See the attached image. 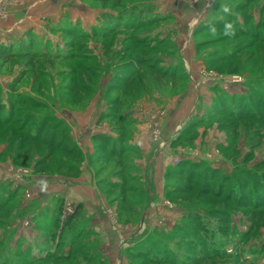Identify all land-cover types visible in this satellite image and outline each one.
Returning a JSON list of instances; mask_svg holds the SVG:
<instances>
[{"label": "rangeland", "instance_id": "obj_1", "mask_svg": "<svg viewBox=\"0 0 264 264\" xmlns=\"http://www.w3.org/2000/svg\"><path fill=\"white\" fill-rule=\"evenodd\" d=\"M119 1L120 8L112 3L105 7L103 0H0V49L29 32L39 44L36 58L0 60L3 104L8 108L9 98L21 101L14 122L0 126V264L67 257L81 229L89 233L88 243L101 249L119 247V240L125 242L124 248L130 245L126 255L131 261V255L139 251L146 263L264 264V0ZM134 6L149 9L148 14L157 18L154 25L138 33L125 30L113 46L95 38L109 30L103 23L105 14L118 19L120 12ZM22 11L30 12L25 22L17 21ZM65 28H79L93 37L77 45L78 56L74 54L73 60L64 58L71 42L60 32ZM199 40L203 43L197 45ZM108 49L113 52L107 58ZM132 50V54L124 53ZM91 52L101 62L107 59L110 68L100 65L90 67L87 74L78 72L98 65L89 57ZM143 55L149 61L159 58L156 63L171 68L181 64V57L192 86L176 96L155 92L142 111L150 97L138 101L132 115L122 110L128 124L136 122L130 137V132L120 131V115L112 103L104 100V104L101 98L104 90L117 83V73L122 78L135 72V58ZM208 56L226 60L231 70L227 72L223 65V71L207 69ZM93 69L101 71V90L89 105L59 106L57 99L73 92L77 82L86 85L87 76L92 85L97 82ZM149 121L156 123L145 124ZM65 127L66 141L69 136L79 140L85 157L86 147L93 146L90 140L99 134L122 141L117 152L124 155V161L104 166L94 158L96 149L91 151L84 181L91 186L92 196L103 203L96 219L85 210L84 223L74 232H62L59 227L65 215L80 205L72 197L75 186L69 181L76 177L56 174L50 163L58 154ZM165 130H169L168 138L177 139L188 130L193 134L176 147L168 144L175 150L167 153L173 170L165 180L163 197L161 184L156 189L162 197L158 204L150 207L149 201H142L140 216L125 223L118 211L121 197L130 202L125 191L131 180L116 177L122 168L118 164L136 166L138 170L131 174L145 181L138 167L144 155L132 142L136 136L137 142L157 148L165 143ZM155 135L158 141L152 140ZM112 184L117 185L114 191H110ZM124 186L125 191L120 188ZM166 186H170L168 197ZM82 187L87 192V185ZM144 216L147 223L139 230ZM130 223L134 228H129ZM53 226L57 229L52 230ZM135 228L138 231L131 237Z\"/></svg>", "mask_w": 264, "mask_h": 264}, {"label": "trees", "instance_id": "obj_2", "mask_svg": "<svg viewBox=\"0 0 264 264\" xmlns=\"http://www.w3.org/2000/svg\"><path fill=\"white\" fill-rule=\"evenodd\" d=\"M105 7L108 6L109 3H112L115 7L120 8L121 2L119 0H103ZM220 5V4H219ZM220 6L217 7L218 8ZM137 7H132V9L128 10L127 12H120L121 16L118 19H115V17L112 16V14H105L103 23L107 24L109 27V30L104 33H98L95 34V38H97L98 41L102 40L104 46H113L115 41H118L119 35L122 32H125V30H128L133 33H138L143 29H146L150 26H153L152 23L157 18L155 16H151V14H148L150 11L149 9L142 8L140 10L136 9ZM148 11V12H147ZM152 11V10H151ZM198 30V29H197ZM60 32H64L66 34V37L71 40V42H67L68 50L66 54L68 55L66 58L67 60H73L70 58H74L73 55H77L74 53V50L76 49L77 45L79 43L81 44H87L90 40H92V35L88 34L84 30H79V28H65L63 30H60ZM207 33V31H204ZM201 34H197L196 37H200ZM141 42V41H139ZM142 43V42H141ZM140 43V44H141ZM201 40L197 42V45L201 44ZM38 39L37 36H35L32 32H29L26 36H24L22 39H19L14 45H8L6 47H2L0 49V60H3L4 62H10L13 60H24V59H33L37 57V54L34 52L36 50L35 47H37ZM3 50V51H2ZM134 50L130 51L129 53L124 52L125 54H132ZM113 51L107 50V53L104 54V56H108L112 54ZM92 54H89V57L94 59L95 64H98L97 66L94 64H91V66H88L87 70H80L78 69V72H84L85 74L88 73V69L90 67L98 68L100 65L104 68H110L109 63L107 62V59L105 61L102 60L99 61L96 57L99 55H96L95 52H91ZM116 54V53H115ZM201 57V56H198ZM77 58V57H76ZM81 59V58H80ZM136 60V69L135 72L133 71L130 74H125L122 78H119L122 74H118L115 77V81H117L116 84L111 85L108 87L105 92H103V97L101 98L102 101H109L112 103L111 107H113L115 110L114 112L117 113L120 116H118L119 119V125L121 126V130L123 134L130 132V137L133 133V128L136 124L134 122L133 124H128L129 120L128 118H125L122 116V110H125L126 112H131V108H134V105L138 102L143 100L145 97L153 96L155 92H163L162 94H168L169 96H176L178 94H181L185 91H189L192 86V79L184 74L185 70L187 71L185 65L181 61V57L178 59L180 60V65L174 66V68H171L170 65H164L160 62L156 63L155 61H158L159 58H155L154 60L149 61L144 55L141 57L135 58ZM75 60V59H74ZM91 60V59H88ZM129 64V62L127 63ZM124 64V65H127ZM227 61H222L217 58H214L213 56H208L205 59V65L206 68L209 70H221L223 71V66L228 67L227 72L231 70V65H226ZM223 65V66H222ZM128 67V66H125ZM96 76L94 77V82L97 80L95 84H91L90 77H86L87 84L78 86L77 82L75 84V87L73 88V92L69 94H64L61 97L57 99V102L59 103V106L62 108L71 107L73 109H77L79 107L84 108L85 106H88L91 100H93L101 90V87L98 85L100 70H95ZM129 73V72H128ZM85 87H89L90 89H86ZM113 92V93H112ZM199 99V98H198ZM3 95H2V89L0 88V126H10L14 122L15 114H16V107L21 103L19 100H13V98H9V101H7L8 108L6 105L3 104ZM19 103V104H18ZM24 102L22 101V104ZM105 104V102H104ZM132 115V112H131ZM103 117V116H102ZM101 117V120L103 118ZM128 124V125H127ZM191 125V124H190ZM192 126V125H191ZM68 128L65 127V129L62 131L61 134L62 140H60L57 150L58 154L55 156L54 161H50L52 165L55 167L56 174H60L65 177H78L81 174V167L82 164L85 161V156L83 155L82 151L79 149L77 143L74 141V139L70 137L69 140L66 141V135L68 134ZM70 132V131H69ZM192 130L184 131L176 140L173 142V146L176 147L178 144L183 142L185 137H189V139L192 138ZM94 141L96 143L95 149H96V155L94 158L100 162L103 163L104 166L111 165L115 163V160H118L119 162L124 161V155L117 152V148L121 147V142L113 141L111 140L108 135H99L95 136ZM129 155L133 156L132 153ZM51 157V160L53 158ZM92 159V158H91ZM91 165V162L89 163ZM119 167H122L119 172H117L116 177H125L126 180H131L129 188H127V191L124 189V187H120L125 191V195L129 197L130 202L126 201V197H121V203L119 207V215L122 216L123 222H135V218L140 216V213L138 211V207H141L139 203L146 200L147 192L145 191V187L141 181L140 175H132L133 171L138 170V168L129 167L128 165L121 166V164H118ZM173 168H169L165 174V180L168 181L171 178V171ZM102 171V170H101ZM167 185V182H166ZM113 186V187H112ZM110 186V191H114L117 188L116 184H112ZM166 196L168 197L170 195V186H166ZM111 195V194H108ZM85 208L82 204L76 207L73 214L68 215V213L65 215V218L61 220V226L59 227L62 232H74L76 228L82 227V224L84 223V214ZM135 217V218H134ZM130 218L131 220H129ZM134 218V219H133ZM130 223V224H131ZM57 227L52 228V230H56ZM88 232L84 230H80L78 234V238L76 242H73L70 244V252L67 257L60 258L57 255H53L49 260H41V261H35L32 260L30 264H48L51 261H54L56 264H105V261L103 260V254L101 252L100 246H95L94 244L88 243ZM99 237H97L98 239ZM87 241V242H86ZM77 251L78 254H73V252ZM102 258H101V254ZM140 252H136L135 254L131 255L132 262L141 261L143 264H157L153 261H148L146 263L143 259L140 257ZM79 256V257H78ZM81 256V257H80ZM100 260L98 263L96 260ZM34 261V262H33ZM136 264V263H135Z\"/></svg>", "mask_w": 264, "mask_h": 264}, {"label": "crops", "instance_id": "obj_3", "mask_svg": "<svg viewBox=\"0 0 264 264\" xmlns=\"http://www.w3.org/2000/svg\"><path fill=\"white\" fill-rule=\"evenodd\" d=\"M29 13L30 12L27 13L26 11L20 12V14L18 15L19 18L17 21L25 22L30 17ZM148 97H150V98H149V100H145L143 102L141 111L144 110V107L146 104L151 103V100L153 101L154 97H151V96H148ZM162 121H163L162 125L165 126L166 122L164 120H162ZM151 123H153V122L149 121V122H146L145 124L149 125ZM154 123H156V122H154ZM160 123H161V121H158L156 126L159 127ZM165 131H166L165 139L162 140V143H163V141L165 142V143H163L164 145L161 144V145L157 146V148L165 146V149L163 150V152L155 150L157 148H155V146L153 147V144L151 145L148 143V145L146 146L145 143H143V142H137L136 136L132 142L133 144L138 146L139 149H141V151L143 152V155H144V157L139 160V161H141V163H138V167H139V169L142 170V175L145 179V181H142V182H143V185L145 187L144 189L148 194L146 197V200L149 201L147 203V206H150V207L152 205L156 206L155 203L158 204L157 200H161V198L164 196L165 174H166L167 170L169 169V167L171 166L167 153H168V151H170L171 154L173 152H175L172 145H168V144L170 142L171 143L175 142L176 138H175V136H171V138H168L169 137V130H165ZM158 132L159 131H157V134H158ZM99 135H105V134H99ZM99 135H97V136H99ZM154 137H157V138H154L152 140L158 141L159 137L156 135ZM94 138H95V136H94ZM90 141L93 144V146L90 148L86 147L88 151L87 150L84 151L86 157H85V161L81 167V174L76 178H73L71 180L67 179V180L71 181L72 185L75 186V189H77V190H75L74 188L72 189V197L75 199L77 198L76 201H78L80 204H82L84 206V208L87 211V213L89 214V216L93 217V219H96L97 215H99L98 210L100 208V205L103 202H101L99 199H97L96 196H94V197L92 196L93 192H92L91 186L89 185V183H86L84 181L85 180L84 173L86 170V168H84V166L86 165V167H87V165L89 164L88 160H89V158H91L93 156V152H91V151H93L95 149V145H96L94 139H91ZM75 142L77 143L80 150L84 149V148H82V145L79 142V140H76ZM142 161H144L145 163H142ZM87 170L90 171L89 167L87 168ZM143 170L145 171V173H143ZM158 174H161V179H159ZM160 184H161V190H162L161 192H163L162 197H160V193L156 192V189L160 188ZM66 185H68V184H66ZM85 185H87V192H85V190L83 189L84 187H82ZM63 192H65V191H63ZM159 204H161V202ZM145 222L147 223V219L144 216V218L142 220H140L139 230L141 228H143V225H146ZM130 226L131 227H129V228H131V229L134 228L133 224H131ZM127 229H128V227H127ZM137 231L138 230L136 229V231L134 233H130L131 237H134ZM111 238H113V237L111 236ZM118 244H119V247L118 246H116V247L115 246H108V247L105 246L104 249H101L105 263L107 262V264H132L131 263L132 261L126 255V252H128V250L131 248V246L127 245L126 248H124L123 245L125 244V242L121 243L120 240H119Z\"/></svg>", "mask_w": 264, "mask_h": 264}, {"label": "built area", "instance_id": "obj_4", "mask_svg": "<svg viewBox=\"0 0 264 264\" xmlns=\"http://www.w3.org/2000/svg\"><path fill=\"white\" fill-rule=\"evenodd\" d=\"M1 16H3V14H0Z\"/></svg>", "mask_w": 264, "mask_h": 264}]
</instances>
